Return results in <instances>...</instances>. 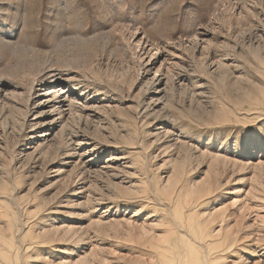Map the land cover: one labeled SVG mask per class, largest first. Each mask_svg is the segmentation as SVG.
<instances>
[{"label":"rangeland","instance_id":"374dc122","mask_svg":"<svg viewBox=\"0 0 264 264\" xmlns=\"http://www.w3.org/2000/svg\"><path fill=\"white\" fill-rule=\"evenodd\" d=\"M30 56L75 84L60 159ZM201 235L264 264V0H0V264H198Z\"/></svg>","mask_w":264,"mask_h":264},{"label":"bare ground","instance_id":"6f19581e","mask_svg":"<svg viewBox=\"0 0 264 264\" xmlns=\"http://www.w3.org/2000/svg\"><path fill=\"white\" fill-rule=\"evenodd\" d=\"M26 57V56H25ZM41 60H38L36 57L34 56H30L29 57V61L27 62L28 64V69H25L22 74L23 76L25 77H29L30 80H28L30 82L29 84V88L28 90L26 91V102H25V105H24V113L27 112L28 110V101L31 99V95H32V91H37L38 92V95H36V99H33L32 100V105H33V108H37L35 110V117L33 120H35L31 126H38V125H41L43 124L42 122V117L45 116V114L49 113V115L51 113H55L58 118H60L59 120H61L60 122H63V116H64V113H65V110L68 112V117L69 119H75V118H79L80 116V112H78V110H75V104H77L76 102L74 103L72 99L69 98V94L75 89V84L74 83H70L67 87L65 88H60V90H58L59 92H57V90H55V87L57 86V84L59 83V79H61V75H60V71L58 72V68L56 69V67L53 66V64L49 65L47 68L46 71L42 72V67L43 65H40ZM50 63V62H49ZM34 65H36L34 67ZM45 66V65H44ZM68 78V77H67ZM158 82V80H157ZM37 87V88H36ZM162 91L164 90H159L157 93L160 94ZM65 94V95H64ZM83 94V91H79V97L76 98V99H79ZM39 96H42L43 98L39 97ZM164 94L162 93V95L160 96L161 99H163V101H167V99L165 97H163ZM166 96V95H165ZM160 99V100H161ZM22 102V101H21ZM23 103V102H22ZM66 103V104H65ZM79 103V102H78ZM47 105H50L48 110H43L44 107H46ZM17 106V105H16ZM19 106V105H18ZM30 106V105H29ZM66 106V109L65 107ZM77 106V105H76ZM20 108V107H18ZM82 109V108H81ZM20 114V112H19ZM166 115V114H165ZM164 115V116H165ZM165 122L168 121V118H167V115L165 116ZM173 117V116H172ZM22 119V118H21ZM156 119V118H155ZM23 120V119H22ZM14 121V120H13ZM50 121H54L53 119H51ZM77 121V120H76ZM174 121V120H173ZM73 122V121H72ZM54 123V122H53ZM66 122H63L62 123V130L60 132V135H59V138L60 140L58 142H54V143H51L49 144V149H48V153H51L54 154V157H59L58 155H61L62 151H66V147L68 145V142L71 141V135L69 130H65L64 127H66L68 125V122H67V125L65 124ZM56 124V123H55ZM66 126H65V125ZM74 124V123H73ZM71 124L69 123V126ZM71 127V126H70ZM67 128V127H66ZM69 129V128H68ZM164 131V130H163ZM167 131V129H166ZM58 138H56L57 140ZM148 145V144H147ZM174 146V144H173ZM50 150V151H49ZM187 151V149H186ZM185 151V152H186ZM61 152V153H60ZM63 154L67 155L66 152H63ZM193 155V154H191ZM62 157V155H61ZM189 157V156H188ZM196 157V156H195ZM60 159V157H59ZM62 161V159H61ZM187 161H184V163H181L177 166H175L174 168H177V175H175L174 177H169L165 183V186H164V192L166 194H170L171 197L170 199H172L174 197V195L176 194V191H177V184H178V173L180 174L181 172H184V169H185V166L186 164L188 165V168L191 170L194 166L193 163L195 162L196 165H199V163H201V159L198 160L196 158H192V156L189 158V161L186 163ZM179 163V162H178ZM189 171V170H188ZM83 172V171H82ZM81 172V173H82ZM180 177V175H179ZM190 185V184H189ZM161 187V186H160ZM191 192V191H190ZM188 196V193L186 194ZM173 196V197H172ZM153 216V215H152ZM206 219V218H205ZM159 223V222H158ZM69 226V225H68ZM145 227V226H143ZM144 229V228H143ZM146 229V228H145ZM148 229V228H147ZM151 229V228H150ZM149 229V230H150ZM153 229V228H152ZM145 231V230H144ZM151 231V230H150ZM161 231V230H160ZM150 233V232H149ZM170 233V232H169ZM185 233L187 234L186 230H185ZM67 235V234H66ZM154 235V234H153ZM152 235V239L154 238L155 240V237H153ZM158 234L154 235V236H157ZM164 237V236H163ZM160 240V244L162 247H167L169 246L170 242H171V237H167L165 235V237ZM70 238V236H69ZM72 240L75 241H78V235H73L72 234ZM158 239V237H157ZM156 239V240H157ZM159 240V239H158ZM157 240V242H159ZM67 241V240H66ZM191 241L192 243H196L202 250V254H203V261H199L198 260H194L196 261V263L198 264H211L208 260H207V254L209 253V246L207 244V237H203L201 235V237H195V238H191ZM77 248L76 250H78V248L80 247V243H75ZM158 245V244H157ZM57 249V248H55ZM54 249V250H55ZM73 256H79V253H75ZM150 257V255L148 256ZM223 257V256H222ZM154 258V256H153ZM150 259H152L150 257ZM80 261V258L79 260H75L74 262L72 261H69L67 263H63V264H78V262ZM84 261V260H83ZM148 261V260H147ZM193 261V262H194ZM81 262V261H80ZM149 262V261H148ZM145 264V263H144ZM191 264V263H190ZM193 264V263H192Z\"/></svg>","mask_w":264,"mask_h":264}]
</instances>
